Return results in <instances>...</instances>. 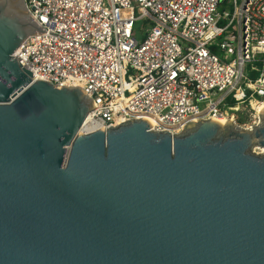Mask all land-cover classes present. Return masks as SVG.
<instances>
[{
	"label": "water",
	"instance_id": "1",
	"mask_svg": "<svg viewBox=\"0 0 264 264\" xmlns=\"http://www.w3.org/2000/svg\"><path fill=\"white\" fill-rule=\"evenodd\" d=\"M42 32L24 0H0V264H264V108L251 130L82 134L86 92L13 55Z\"/></svg>",
	"mask_w": 264,
	"mask_h": 264
},
{
	"label": "built area",
	"instance_id": "2",
	"mask_svg": "<svg viewBox=\"0 0 264 264\" xmlns=\"http://www.w3.org/2000/svg\"><path fill=\"white\" fill-rule=\"evenodd\" d=\"M24 2L44 32L13 55L34 80L86 92L96 108L82 134L142 119L171 135L222 117L259 126L250 103L264 105V0Z\"/></svg>",
	"mask_w": 264,
	"mask_h": 264
},
{
	"label": "rangeland",
	"instance_id": "3",
	"mask_svg": "<svg viewBox=\"0 0 264 264\" xmlns=\"http://www.w3.org/2000/svg\"><path fill=\"white\" fill-rule=\"evenodd\" d=\"M145 28V24L144 23H142V22H139L138 24H137V27H136V30L138 31V32H143V29ZM138 36H140L139 34L137 35V37ZM138 39H140V37H138ZM253 107H250L252 110H257L256 108L258 107V106H261V105H263V104H256L255 103V101H253ZM259 108V107H258ZM235 111H238V109H235ZM254 114V112L253 111H247V112H244V113H237L236 114V119L238 120L237 122L239 123V124H246V123H250V117L252 116ZM255 152H257V153H260L259 152V150H257V149H255Z\"/></svg>",
	"mask_w": 264,
	"mask_h": 264
},
{
	"label": "bare ground",
	"instance_id": "4",
	"mask_svg": "<svg viewBox=\"0 0 264 264\" xmlns=\"http://www.w3.org/2000/svg\"><path fill=\"white\" fill-rule=\"evenodd\" d=\"M256 103V102H255ZM259 107V108H258ZM256 109L257 113H259L263 108H264V105H261V106H258ZM214 121H217L218 123L222 124V125H225L226 123L230 122L229 119H227L226 117H222V118H216L214 119ZM259 150V154L262 153V150L261 149H257Z\"/></svg>",
	"mask_w": 264,
	"mask_h": 264
},
{
	"label": "trees",
	"instance_id": "5",
	"mask_svg": "<svg viewBox=\"0 0 264 264\" xmlns=\"http://www.w3.org/2000/svg\"><path fill=\"white\" fill-rule=\"evenodd\" d=\"M253 105H254L253 102H251V103H250V107H253Z\"/></svg>",
	"mask_w": 264,
	"mask_h": 264
}]
</instances>
